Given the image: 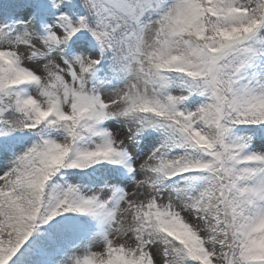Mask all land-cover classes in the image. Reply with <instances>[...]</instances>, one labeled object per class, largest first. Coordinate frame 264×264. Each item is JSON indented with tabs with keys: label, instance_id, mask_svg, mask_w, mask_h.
<instances>
[{
	"label": "snow or ice",
	"instance_id": "obj_1",
	"mask_svg": "<svg viewBox=\"0 0 264 264\" xmlns=\"http://www.w3.org/2000/svg\"><path fill=\"white\" fill-rule=\"evenodd\" d=\"M14 2L0 264H264V0Z\"/></svg>",
	"mask_w": 264,
	"mask_h": 264
},
{
	"label": "trees",
	"instance_id": "obj_2",
	"mask_svg": "<svg viewBox=\"0 0 264 264\" xmlns=\"http://www.w3.org/2000/svg\"><path fill=\"white\" fill-rule=\"evenodd\" d=\"M41 2H42V0H32V3L34 5H39ZM15 7H16V4H15L14 0H0V8H2V14H0V18H2V16L10 15L12 10ZM72 171H79V170H72ZM88 171H91V169H89ZM65 181L70 182V183H74V184H87L86 180L82 181L78 177H70V176L58 177L55 182L63 183ZM64 215L65 216H77L78 214L66 213ZM63 219H64V217H57V218H55L54 221L50 222V224L63 222ZM81 219L84 220L89 225L92 235L95 234L96 225H95L94 221L90 217H82ZM46 230H48V231L51 230L50 225H40V229L34 234L33 238L30 239L28 244L25 245V248L29 247L35 241L41 240L43 238V234ZM69 243H71V241H69ZM24 250L25 249H21V252H23ZM17 255L19 256L20 254L18 253ZM15 259L16 258H14V260Z\"/></svg>",
	"mask_w": 264,
	"mask_h": 264
},
{
	"label": "rangeland",
	"instance_id": "obj_3",
	"mask_svg": "<svg viewBox=\"0 0 264 264\" xmlns=\"http://www.w3.org/2000/svg\"><path fill=\"white\" fill-rule=\"evenodd\" d=\"M109 124H111L112 126H117L115 125V122L113 121H109ZM155 144L154 141H145L143 143V151L147 152L151 149V147H153ZM93 218V217H92ZM97 224V232L92 235V239H89L86 241V243H95L98 239H99V233L101 231V223L99 220H97L96 218H93Z\"/></svg>",
	"mask_w": 264,
	"mask_h": 264
}]
</instances>
